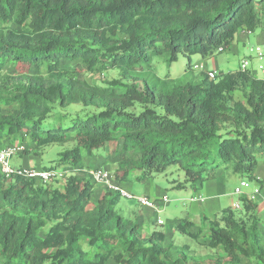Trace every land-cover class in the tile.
<instances>
[{
    "label": "trees",
    "instance_id": "obj_1",
    "mask_svg": "<svg viewBox=\"0 0 264 264\" xmlns=\"http://www.w3.org/2000/svg\"><path fill=\"white\" fill-rule=\"evenodd\" d=\"M263 26L264 0H0V146L72 142L59 163L77 166L121 142V185L172 174V189L197 193L221 173L252 180L264 163V80L241 69L197 83L134 77L156 55L192 67L193 56L214 57ZM73 61L120 78L90 84L63 63ZM84 175L56 187L0 170V264H264L257 202L179 220L175 232L193 241L208 234L214 255L200 258L163 232L143 234L141 216L117 212V192L93 203Z\"/></svg>",
    "mask_w": 264,
    "mask_h": 264
},
{
    "label": "rangeland",
    "instance_id": "obj_2",
    "mask_svg": "<svg viewBox=\"0 0 264 264\" xmlns=\"http://www.w3.org/2000/svg\"><path fill=\"white\" fill-rule=\"evenodd\" d=\"M256 46H260L264 51V26L256 30L252 34L244 36V38L242 39H240L239 35H237L229 50L218 53L214 57L203 59L200 56H193L191 59L192 67L188 66V58L179 57V60L177 62L169 63L167 61L166 55H156L152 58V61L150 63L146 64L144 70H140V72L135 75L134 79L138 80L140 84L141 82L144 83L147 79H154L156 77L166 79L168 84L178 83V80H180L181 82L192 80V82L197 83L202 81L203 77L207 75L206 72L212 69H217L218 72L224 73L240 69L241 60L248 56H254L250 49L255 48ZM63 63L73 70L76 69L79 73V77L81 79H85L90 84L99 85L100 83L104 84L108 81L120 78V74L117 70H111L104 74H100L98 72L92 73L86 71L85 65L80 64L77 61ZM258 64V60L253 59V68L257 69ZM194 65H198L200 68L196 69ZM12 70L13 67L8 65L5 68V73H12ZM120 91L124 90L122 89ZM1 109L2 107L0 106V111ZM119 143L121 142L112 143L109 147L108 152L105 154L84 158L83 161L77 166H72L68 162H63L62 164L59 163L61 160V156L59 155V153L72 149V147L74 146V143L72 142L61 145H47L38 150L35 149V147L29 140H15L13 142L6 141V143L1 146L24 145L26 147V150L23 152V154L19 153L12 157V159L10 160V164L13 167L24 164L27 159L32 157L38 166H53L54 168L60 167L62 171H68V176L74 174V170L83 171L85 168H99L98 166H102L105 170L113 175V171L117 168V165L114 163V159L115 157H117L118 152H116V145H119ZM129 155L132 157V154ZM77 174L80 176H85L82 172H79ZM171 175L172 174L162 175L148 182H141L136 179H132L131 181L124 182L122 184L124 187L129 189L132 195H134L135 197L150 196L151 200L157 199H153L154 194L151 190L152 188L158 186L159 188L164 190V193L170 199V204L163 209L162 213H152L147 217L145 229L142 230L146 235H148V233L151 234L154 231H166L170 229L172 225L177 223L179 219L182 218H190L194 222L198 223V220L200 222V218L202 216H196L195 218L192 214H190L192 205L197 204H192L189 202V198L198 194L199 192L195 194V192L193 193L189 190L181 191L172 189L174 185L172 184V182H169L168 179V177ZM230 175L231 176L228 177L226 176L227 179L222 185V190L225 193L218 196L221 208L227 207L229 205L232 207L233 203L238 199V197L234 194V190L236 186L240 184L242 178L238 175ZM262 176L264 177L263 171ZM181 178L183 179V177ZM57 184H59V180H53L49 183L50 186H58ZM100 188L101 185H94L92 202L96 200V190ZM201 193L204 196L208 195L205 189H203ZM143 210V206H141L136 201L129 200L127 198H121L117 206V212L128 219H133L134 217L139 218V215L143 213ZM259 216L264 223V206L260 210ZM159 219L162 221V225L157 223ZM165 236L167 239L165 241L166 245H168L172 240L174 241V245H187L188 254L191 256L205 258L214 255V253H212V251H210V249H208L203 244L206 240V237L208 236L207 233H204V235L198 241H193L188 236L177 232H174L172 234L167 233L165 234ZM220 254H222V252H220ZM171 255L173 257H177L178 252L173 250L171 252Z\"/></svg>",
    "mask_w": 264,
    "mask_h": 264
},
{
    "label": "built area",
    "instance_id": "obj_3",
    "mask_svg": "<svg viewBox=\"0 0 264 264\" xmlns=\"http://www.w3.org/2000/svg\"><path fill=\"white\" fill-rule=\"evenodd\" d=\"M243 33L252 34L249 31H244ZM250 51L253 53L254 58L258 60L259 64L257 70L264 75V51L260 46L251 48ZM222 52V49L219 50ZM251 66V57H245L241 60L240 69L245 71L249 70ZM196 69L200 67L195 66ZM210 79H215L218 72L216 70H209L206 72ZM26 150L24 145H10L0 147V170L1 173L9 178L12 176L24 177L28 180H39L43 183L51 182L53 180L65 179L67 171L62 170H44L36 166L27 167H13L10 164L12 157L19 153H23ZM74 172L85 173L87 177L95 184H104L108 190L115 191L122 198H127L129 200H134L143 207H149L155 210L158 214L162 213L164 207L170 202L167 196H164L159 200H151L148 197H135L130 192L124 190L119 185L115 183L113 175L105 170L104 168H85L83 171L74 170ZM250 183L247 180H243L238 188L234 190V194L238 199L233 203L232 208L239 210L242 208V202L244 199H248L257 202L262 209L264 206V194L263 189L260 185V179H256V186L250 187ZM158 224L162 225V221L158 220Z\"/></svg>",
    "mask_w": 264,
    "mask_h": 264
},
{
    "label": "crops",
    "instance_id": "obj_4",
    "mask_svg": "<svg viewBox=\"0 0 264 264\" xmlns=\"http://www.w3.org/2000/svg\"><path fill=\"white\" fill-rule=\"evenodd\" d=\"M250 35V34H249ZM244 36H248V34L246 33H241L239 35V38L242 39L244 38ZM248 57H251V68L249 70L252 71L253 75L255 77H257L258 79H262L264 80V75L262 73H259V71L256 69V68H253V59L254 56H248ZM212 70H217V69H212ZM260 74V76H259ZM27 166H37V164L35 163L34 159L32 157H30L29 159H27L25 161L24 164L20 165V166H17V167H27ZM73 170V168H72ZM262 171L264 172V163H261L257 170H256V173H255V176L253 177L252 180H249V179H242L241 182L243 180H247L249 183H250V187H255L256 186V179H260V181L262 182V187H263V194H264V177L262 176ZM68 172V171H67ZM74 172V171H73ZM76 174V172H74V175ZM66 176H68V174H66ZM226 176H231L230 173H221L219 175V177L216 179V180H213V181H209V182H206L203 186V188L201 190H199L194 196H191L189 198V202L192 203V204H197V205H192L191 207V213L193 215V217L196 218V216L198 217H204L208 220H212L214 219L215 217L217 218L218 216L221 215L222 211L225 209V208H228V207H231L230 205L227 206V207H224V208H221L220 206V203H219V200H218V196L220 195H223L225 192H223L222 190V185L224 184L225 180L227 179ZM233 176V175H232ZM152 181V180H150ZM148 182V181H147ZM240 182V184H241ZM116 183V182H115ZM61 183L59 182V184H57L58 186L56 187H60ZM117 185H119L121 188H123L124 190L130 192L129 189H127L126 187H124L123 185L121 184H118L116 183ZM240 184L238 186H236V188H238L240 186ZM101 185V188L96 190V199H98L99 197H101L105 192L106 190H108V188L106 187V185L104 184H99ZM103 186V187H102ZM235 188V189H236ZM205 189L206 192L208 193L207 196H204L201 191ZM152 193L154 194V198H157V199H162L164 196H167L165 193H164V190L159 188L158 186H156L155 188H152ZM131 193V192H130ZM194 193V192H193ZM132 194V193H131ZM148 198H150V196H146ZM168 197V196H167ZM170 204V202L166 205L168 206ZM165 206V207H166ZM164 207V208H165ZM232 208V207H231ZM206 209V210H205ZM152 213H156L158 214L155 210H153L152 208H149V207H144V210H143V213H141L139 216H141V218H139L141 221H142V230L145 229V224L147 222V217L152 214ZM211 218V219H210ZM135 219V217L133 218ZM183 219V218H182ZM190 219V218H189ZM160 220V219H159ZM181 220V219H179ZM191 220V219H190ZM193 221V220H192ZM158 223V221H157ZM197 223V222H195ZM177 223H175L174 225L171 226L170 229L166 230V231H161L165 234L167 233H174L175 232V226H176ZM197 224H200L199 220H198V223ZM144 232V231H143ZM144 234V233H143ZM150 233H148L149 235Z\"/></svg>",
    "mask_w": 264,
    "mask_h": 264
},
{
    "label": "clouds",
    "instance_id": "obj_5",
    "mask_svg": "<svg viewBox=\"0 0 264 264\" xmlns=\"http://www.w3.org/2000/svg\"><path fill=\"white\" fill-rule=\"evenodd\" d=\"M217 71V70H216ZM218 72V71H217Z\"/></svg>",
    "mask_w": 264,
    "mask_h": 264
}]
</instances>
